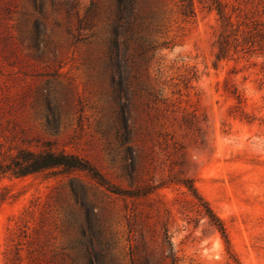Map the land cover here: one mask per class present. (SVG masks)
<instances>
[{"label":"rangeland","instance_id":"374dc122","mask_svg":"<svg viewBox=\"0 0 264 264\" xmlns=\"http://www.w3.org/2000/svg\"><path fill=\"white\" fill-rule=\"evenodd\" d=\"M68 1L77 15H69L62 0H0V143L3 149H38L50 142L55 150L85 157L109 182L130 188L123 165L131 157L110 128L101 64L112 0ZM230 1L264 12V0ZM176 3L148 0L143 6L159 21L148 33L166 45L150 52L140 70L147 90L134 96L130 141L138 155V182L167 183L135 199L106 193L82 172L58 167L2 177L0 195L14 196L0 201V264H11L17 250L19 264H81L69 248L78 237L70 220L83 217L71 181L85 187L105 235L113 239L108 264H128L127 221L135 212H149L160 229L159 212L176 264H264V56L214 66L216 12L194 0V16L185 18ZM85 12L86 39L75 41L77 16ZM185 177L223 220L234 257L197 200L168 181Z\"/></svg>","mask_w":264,"mask_h":264},{"label":"trees","instance_id":"16d2710c","mask_svg":"<svg viewBox=\"0 0 264 264\" xmlns=\"http://www.w3.org/2000/svg\"><path fill=\"white\" fill-rule=\"evenodd\" d=\"M199 1L207 8L213 9L219 21L218 32L213 43L214 66L221 60L243 58L246 55L264 56L263 11L260 13L257 6L251 11H245L244 7L234 5L230 0ZM111 2L112 10L103 40L104 53L101 64L107 79L106 94L112 107L110 128L120 137V143L126 146V153L131 157L129 163L123 165L130 188H121L109 182L102 172L85 157L78 153L65 152L63 149L55 150L50 142L42 143L38 149L23 146V144L3 149L0 143V179L44 173L58 167L63 173L82 172L87 179L101 187L106 193L135 199L147 198L157 187H162L167 183L165 180L154 184L138 182V155L135 154V147L130 144L134 132L132 124L134 96L141 88L147 90L143 80L139 77L140 70L149 60L150 52L158 46L166 45L164 41L153 40L148 33L149 28L158 29V17L152 10L143 8L148 0H112ZM176 2L180 13L185 18L194 16V0H176ZM62 4L69 15L73 13L77 15L74 11V3L62 0ZM87 13L85 12L81 17L77 16L75 41L86 39L81 31L85 27H90ZM36 39L37 35L32 37L33 41ZM35 49L38 56H43V49L38 46H35ZM147 92L151 97L152 94ZM231 93L239 103L242 102L241 93L236 87H232ZM22 141L27 142L24 139ZM12 149L15 150L12 151ZM168 181H176L184 186L197 200L196 203L202 207L203 216L208 219L209 225L220 233L228 254L234 257L223 220L200 194L193 184V179L185 177ZM69 186L73 201L78 206L79 213L83 214L80 219L72 217L70 220L71 223L77 224L78 237L75 242L70 243L69 248L78 253L81 264H108L113 239L105 235L99 213L87 200L85 187L72 181ZM13 196L14 194H2L0 201ZM155 216L160 229L149 221V212H135L132 214V219L127 221L128 264H176L178 257L169 240L168 228L161 220L159 212ZM18 258L17 250L14 258L10 259L11 264H19L15 261Z\"/></svg>","mask_w":264,"mask_h":264}]
</instances>
